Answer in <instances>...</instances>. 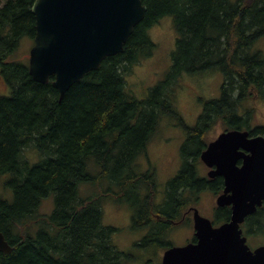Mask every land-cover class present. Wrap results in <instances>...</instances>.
Here are the masks:
<instances>
[{
	"label": "trees",
	"instance_id": "16d2710c",
	"mask_svg": "<svg viewBox=\"0 0 264 264\" xmlns=\"http://www.w3.org/2000/svg\"><path fill=\"white\" fill-rule=\"evenodd\" d=\"M33 1L5 0L0 6V79L6 87L0 91V232L12 248L0 251V264H123L129 257L113 242L116 228L102 221L105 197L116 189V200L147 201L138 194L154 181L139 173L136 158L163 115L179 119L174 108L179 79L219 70V97L203 101L193 126L182 122L186 164L170 183L166 205L175 203L172 190L179 185L201 183L193 179L189 152L197 161L212 125L241 128L252 114L245 103L264 100V55L256 48L264 37V0H141L145 15L123 51L102 60L63 96L53 76L37 82L28 62L13 58L24 37L33 43ZM166 15L176 31L171 66L140 99L127 89L125 77L151 53L148 28ZM102 180L104 191L80 194L82 183L95 190ZM50 194L51 213L38 214Z\"/></svg>",
	"mask_w": 264,
	"mask_h": 264
},
{
	"label": "water",
	"instance_id": "95a60500",
	"mask_svg": "<svg viewBox=\"0 0 264 264\" xmlns=\"http://www.w3.org/2000/svg\"><path fill=\"white\" fill-rule=\"evenodd\" d=\"M31 12L35 35L29 50V74L41 83L53 76L52 85L63 96L86 72L97 69L103 59L123 51L135 25L143 19L146 6L141 0H34ZM248 134L240 129L222 131L200 158L209 166L216 164L214 172L225 171L230 176L237 170L235 161L243 155L238 151L242 146L252 154L240 170L251 168L250 173H258L259 179L250 181L247 188L230 185L219 196V204H223L231 191L234 205L230 222L213 228L196 211L198 241L167 249L162 264H264V246L249 249L238 228L243 215L264 198V137L248 138ZM248 192L250 202L241 206L242 195L245 199ZM11 250L0 232V251Z\"/></svg>",
	"mask_w": 264,
	"mask_h": 264
},
{
	"label": "rangeland",
	"instance_id": "374dc122",
	"mask_svg": "<svg viewBox=\"0 0 264 264\" xmlns=\"http://www.w3.org/2000/svg\"><path fill=\"white\" fill-rule=\"evenodd\" d=\"M4 2L5 0H0V6ZM148 35L154 43L151 53L135 63L130 73L126 74L125 77L127 89L140 99L146 97L149 91L165 78L171 66V52L175 47L176 39L172 16L166 15L161 17L157 23L148 28ZM31 44V39L24 37L13 58L26 62ZM256 48L260 49L264 55V37L256 43ZM222 80V73L219 70L182 74L175 89L174 100V108L179 119L163 115L158 121L155 133L147 143L151 160L155 163L159 161L157 167L158 183L168 180L174 174L179 163V148L185 138V129L181 126L182 122L186 125L195 124L202 110L203 101L219 97ZM4 87L5 84L0 79V91H3ZM244 106L252 110L251 120L264 121V100L257 98L254 100L249 99ZM180 119L182 122H180ZM222 129L223 124L217 122L209 128L207 134L210 138H213ZM145 164L143 160L140 166L145 167ZM105 189L106 182L102 180L96 185L95 190L88 183H82L79 191L82 196H88L100 193ZM2 191H4V188L0 184V192ZM53 207L54 197L53 194H50L41 200L38 214L48 215L51 213ZM102 211L103 223L117 228L112 235L114 244L128 254L129 258L123 264H160L163 250L166 246L165 243L147 248H140L136 245L135 239L139 234V230H133L130 226L132 211L126 202L113 200L112 197H105ZM36 229L37 226L34 224L30 229L32 235ZM169 236L170 234H167L164 237L168 240ZM258 238L263 240V237ZM178 239L180 240L179 236ZM172 242L178 243L177 240Z\"/></svg>",
	"mask_w": 264,
	"mask_h": 264
},
{
	"label": "flooded vegetation",
	"instance_id": "af4514ba",
	"mask_svg": "<svg viewBox=\"0 0 264 264\" xmlns=\"http://www.w3.org/2000/svg\"><path fill=\"white\" fill-rule=\"evenodd\" d=\"M180 122H182L181 119ZM181 126L183 127L182 124ZM183 128L185 129V127ZM231 129L247 130L249 132L248 138L257 136L264 137V121L250 120L247 125H243L241 128H230L223 124V129L220 132ZM220 132H218V134ZM186 133L185 129V137ZM217 135L213 138H210L208 135L210 140L207 141L205 147L200 151L197 161H195V156H190L191 152H189L187 163L192 170L193 179H198L201 183L199 182L198 185L182 184L181 186L179 185L177 189H173L174 191L172 190V192L175 196L173 201H175V203H173L171 207L166 205V202L168 201L166 197L169 195L170 183L177 175H179L180 171L186 164L185 158L182 157L181 154V146L178 155L179 163L174 174L163 183H158L157 181V167L159 161L155 163L151 160L147 145L145 151L136 158L137 170L139 173H148L149 179L154 181L153 183L148 184L149 187L146 188V190L145 188H142L141 193L138 194L140 197L143 192V196L147 201H144L142 198L140 201L137 198L138 201L129 198L131 205L127 203L132 211V215L130 216L132 219L130 226L133 230H139V234L135 239V243L138 247L147 248L160 243H165L166 246L163 250L164 254V252L171 247L196 243L198 241L194 216L196 211L200 216L206 218L213 228H218L231 221L234 205L229 196L231 191H229L225 198H223V204H219V196L222 195L225 188L230 185L234 188H247L250 181L259 179V175L258 173L256 175L251 174L249 171L251 168L246 171L240 170L246 163H248L246 158L252 154V150L244 149L242 146L238 147V151H241V154L243 155L236 159L235 165L237 170L230 176L225 171L222 173L214 172L217 167L216 164L209 166L204 163L201 160L200 155L209 142L214 140ZM143 160L146 163L145 167L140 166L142 165ZM112 191L113 196H109L112 197L113 200H116L119 194L116 189H113ZM249 193L251 192L247 193V198L245 199L243 198V193L240 200L241 206H243L244 203L248 204L250 202L248 197ZM252 193L254 194V192ZM158 194H160V196H158ZM128 195L130 194L128 193ZM133 205L138 206L136 211ZM238 228L241 231V236L245 237L249 249L254 250L260 246H264V198L261 199L260 204L255 203L254 208L243 215L241 221H238ZM167 234H170L169 239L171 240H167L164 237ZM178 236L180 237V240L178 239ZM258 237H263V240ZM176 240L178 243L172 242ZM160 264H162V258Z\"/></svg>",
	"mask_w": 264,
	"mask_h": 264
}]
</instances>
